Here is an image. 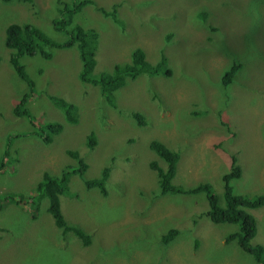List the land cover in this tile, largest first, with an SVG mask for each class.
Segmentation results:
<instances>
[{
  "label": "rangeland",
  "instance_id": "1",
  "mask_svg": "<svg viewBox=\"0 0 264 264\" xmlns=\"http://www.w3.org/2000/svg\"><path fill=\"white\" fill-rule=\"evenodd\" d=\"M94 2L74 21L100 33L95 71H112L140 46L151 62L165 52L172 72L129 79L115 92L114 106L99 87L80 80L76 47L53 48L50 59L25 56L28 76L36 84L27 108L40 121L64 125L45 142L31 134L27 118L14 113L30 88L10 63L14 49L5 37L10 23H33L63 41L66 36L53 24L57 0H0V149L9 134L21 135L13 141L21 160L0 170V196L9 191L30 194L44 172L58 175L77 166L74 151L89 164L88 179L111 166L107 195L75 174L69 182L72 194L61 199L65 217L91 235L87 246L56 226L46 198L34 210H29L32 203L3 199L0 264H261L236 240H225L240 224L213 223L206 215L210 206L204 192L164 194L151 163H166L150 142L159 139L181 153L173 185L210 182L224 203L223 176L235 153L242 176L232 180L234 192H264V0ZM99 7L115 12L121 23ZM235 61L242 67L227 88L222 76ZM49 94L76 103L79 121L68 123ZM135 111L144 114L145 126ZM220 111L230 127L222 123ZM92 132L98 142L90 148L87 136ZM249 211L258 222L252 243L264 245V206ZM171 228L179 232L166 242L163 235Z\"/></svg>",
  "mask_w": 264,
  "mask_h": 264
},
{
  "label": "trees",
  "instance_id": "2",
  "mask_svg": "<svg viewBox=\"0 0 264 264\" xmlns=\"http://www.w3.org/2000/svg\"><path fill=\"white\" fill-rule=\"evenodd\" d=\"M3 1L11 2L13 0ZM94 3V0H57L58 16L53 19V24L56 30L62 32L66 36L63 41L54 40L46 31H43V29L33 23L20 24L18 22H13L6 28L5 44L9 48L14 49L10 56V63L22 79L28 80V87L30 88L15 106L14 113L17 116L27 118L32 125L31 134L45 142H51L53 140L52 138L62 131L64 125L59 122L40 121L33 116L32 112L27 108L28 100L35 91L36 84L35 81L28 76V66L23 61L25 56H29L32 59L39 55L43 58L50 59L53 57V48L76 47L81 60V69L79 72L80 80L82 83L99 87L101 96L114 106L116 105L115 92L119 88L124 87L129 79L134 80L141 75L157 76L159 74H170L172 72L169 57L165 52H161L156 62H151L152 60H149L145 49L140 46L133 48L129 61L116 63L112 71H95L100 33L96 28H84L74 21L75 17L81 13L87 5ZM115 8H117V4ZM100 10L107 16H111L115 22L121 23V19L115 12L108 11L103 7L100 8ZM201 16L203 18H208L206 13H202ZM216 30L219 29L216 28ZM224 38L222 30H220L219 39L222 40L223 43H225ZM241 67V62L235 61L233 65L225 71L221 81L227 88L234 82L236 74L239 73L238 71H240ZM48 97L55 106L62 110L68 123H77L79 121L78 106L76 103L52 94H49ZM217 115L225 126L230 127V124L224 120L223 111L218 112ZM134 116L141 126L147 124V120L142 112L135 111ZM37 120L41 124L37 123L39 124L37 125L35 123ZM18 136L21 135H19V133L9 134L5 148L0 149V170L4 169L8 163L18 164L17 162L21 160L18 150L15 147L13 148L14 138ZM97 142V136L94 132L87 136V145L90 148L97 145ZM150 148L166 163V166L161 165L157 160H153L151 163L152 168L157 171L161 190L164 194H197L204 192L210 206L206 215L213 223L240 224L239 228L230 232L225 240L227 242L236 240L238 244L244 250L251 253L259 263L264 264V245L252 243L258 231V222L255 216L249 211V209L264 206V192L255 196L234 192L231 182L242 176V167L238 163L236 154H232L231 170L223 176L225 191L224 203H221V197L215 193L214 187L210 182L198 183L190 188L185 187L186 189L182 185L178 186L172 184L181 157L180 152L171 149L159 139H153L150 142ZM71 153L74 155V158L78 159L77 166L66 167L58 175L49 171L44 172L41 181L30 194H23L17 191L2 193V196H0V209H2L1 203H4V200H6L10 203L20 205L27 204V206L32 203L33 206L29 208V210H34L35 206H40L41 200L46 198L48 201L47 210L53 216L56 226L60 228L65 235L69 232L73 233L83 241L85 246H87L91 242V235L83 227L75 225L65 217L61 206V199L64 195L72 194L69 191V182L70 178L75 174L83 178L89 188L98 187L102 193L107 195L108 189L106 188V180L110 175L111 166H106L102 175L98 178L88 179L85 176V172L89 164L78 151ZM27 199L28 201H26ZM6 230L9 231L10 228ZM178 232L179 230L177 228L169 229L163 235L164 241L169 242L176 237ZM79 252L83 254L84 250H80Z\"/></svg>",
  "mask_w": 264,
  "mask_h": 264
},
{
  "label": "bare ground",
  "instance_id": "3",
  "mask_svg": "<svg viewBox=\"0 0 264 264\" xmlns=\"http://www.w3.org/2000/svg\"><path fill=\"white\" fill-rule=\"evenodd\" d=\"M193 15V14H192Z\"/></svg>",
  "mask_w": 264,
  "mask_h": 264
}]
</instances>
